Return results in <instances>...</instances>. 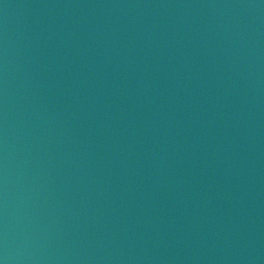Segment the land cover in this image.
I'll list each match as a JSON object with an SVG mask.
<instances>
[{
    "label": "water",
    "instance_id": "95a60500",
    "mask_svg": "<svg viewBox=\"0 0 264 264\" xmlns=\"http://www.w3.org/2000/svg\"><path fill=\"white\" fill-rule=\"evenodd\" d=\"M0 264H264V0H0Z\"/></svg>",
    "mask_w": 264,
    "mask_h": 264
}]
</instances>
